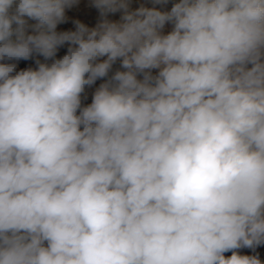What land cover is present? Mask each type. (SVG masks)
<instances>
[{
	"label": "clouds",
	"instance_id": "clouds-1",
	"mask_svg": "<svg viewBox=\"0 0 264 264\" xmlns=\"http://www.w3.org/2000/svg\"><path fill=\"white\" fill-rule=\"evenodd\" d=\"M77 3L0 0V264H261L264 0Z\"/></svg>",
	"mask_w": 264,
	"mask_h": 264
},
{
	"label": "rangeland",
	"instance_id": "rangeland-1",
	"mask_svg": "<svg viewBox=\"0 0 264 264\" xmlns=\"http://www.w3.org/2000/svg\"><path fill=\"white\" fill-rule=\"evenodd\" d=\"M178 2V0H169L167 5H153L152 0H129V10H135L139 8L141 5L151 8L155 6L158 10L161 11H170L172 5ZM65 15L67 17L66 22L61 23L57 26L58 32H71L76 30L75 21H79L86 25L89 28L95 27L102 19L100 16V12L97 8L93 6V0H78V3L74 5L70 9H66ZM122 15L121 12H117L115 14H108L107 19L111 21H119L120 16ZM30 24L36 23V21L29 20ZM15 27V24L13 25ZM172 25L166 24L163 30L164 34H167L171 31ZM28 34L31 33V29H29ZM68 44L66 43L63 47H60L57 50L55 58H61L64 54H66ZM35 59H40L41 62L51 63V60L45 61L42 56H34L32 59L24 61L21 60L17 64V71L22 69L32 67L33 69L36 68ZM251 67V65H249ZM119 68V62L114 65L113 71ZM111 75V73H110ZM105 82L104 80H98L94 85L91 87L85 86V93L82 94V106H87V104L91 103L92 94L94 93L95 89L99 87L101 83ZM86 97V99H85ZM238 254L240 255H258V258L261 260V264H264V244L259 245L255 248V251L249 248H241L238 249Z\"/></svg>",
	"mask_w": 264,
	"mask_h": 264
},
{
	"label": "water",
	"instance_id": "water-1",
	"mask_svg": "<svg viewBox=\"0 0 264 264\" xmlns=\"http://www.w3.org/2000/svg\"><path fill=\"white\" fill-rule=\"evenodd\" d=\"M238 252V250H236ZM231 255V252L225 253V256L228 257Z\"/></svg>",
	"mask_w": 264,
	"mask_h": 264
}]
</instances>
